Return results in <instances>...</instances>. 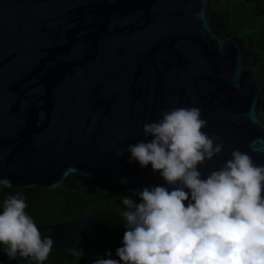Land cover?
<instances>
[{"label": "water", "instance_id": "95a60500", "mask_svg": "<svg viewBox=\"0 0 264 264\" xmlns=\"http://www.w3.org/2000/svg\"><path fill=\"white\" fill-rule=\"evenodd\" d=\"M209 3L0 0V193L53 190L72 175L133 194L171 190L150 165L130 163L127 147L150 141L142 126L175 108L199 109L202 131L222 145L198 166L202 179L233 150L264 165V77L236 36L214 27ZM101 219L37 228L50 252L74 255ZM0 264L29 260L0 245Z\"/></svg>", "mask_w": 264, "mask_h": 264}, {"label": "clouds", "instance_id": "9594fccd", "mask_svg": "<svg viewBox=\"0 0 264 264\" xmlns=\"http://www.w3.org/2000/svg\"><path fill=\"white\" fill-rule=\"evenodd\" d=\"M142 126L144 137L128 145L131 163L151 166L164 186L121 199L126 208L121 264H264V165L239 150L217 171L201 178L198 166L222 150L202 129L199 109L175 108ZM121 151L115 152L118 158ZM185 189L187 191H185ZM186 202V203H185ZM22 196H9L0 209V245L8 259L43 264L53 246L25 213ZM97 258L93 264H118Z\"/></svg>", "mask_w": 264, "mask_h": 264}, {"label": "trees", "instance_id": "16d2710c", "mask_svg": "<svg viewBox=\"0 0 264 264\" xmlns=\"http://www.w3.org/2000/svg\"><path fill=\"white\" fill-rule=\"evenodd\" d=\"M208 10L214 27L224 37L236 36L247 63L260 67V75L264 77V0H210ZM262 108L264 111V99ZM14 195L24 198V211L36 227L62 223L80 214L102 216L84 250L74 255L50 252L43 264H93L97 258H108L106 252L121 264L115 255L116 249L122 246L126 223L121 215L126 210L121 199L129 197L139 202L138 197L123 185L106 186L81 175H72L53 190H2L0 209L3 201Z\"/></svg>", "mask_w": 264, "mask_h": 264}]
</instances>
